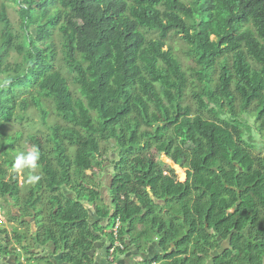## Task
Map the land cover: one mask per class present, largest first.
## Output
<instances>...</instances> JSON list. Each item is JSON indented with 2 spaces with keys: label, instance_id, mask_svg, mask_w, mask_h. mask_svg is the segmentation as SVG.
<instances>
[{
  "label": "trees",
  "instance_id": "1",
  "mask_svg": "<svg viewBox=\"0 0 264 264\" xmlns=\"http://www.w3.org/2000/svg\"><path fill=\"white\" fill-rule=\"evenodd\" d=\"M11 1L17 29L0 1V200L21 229L13 255L51 264L32 253L50 243L63 264H93L118 224L115 254L157 245L143 264H264V160L242 131L251 119L264 135V0ZM30 111L51 124L25 138L39 174L19 186L21 133L6 130ZM108 149L103 200L92 178ZM151 150L188 180L163 175Z\"/></svg>",
  "mask_w": 264,
  "mask_h": 264
},
{
  "label": "rangeland",
  "instance_id": "2",
  "mask_svg": "<svg viewBox=\"0 0 264 264\" xmlns=\"http://www.w3.org/2000/svg\"><path fill=\"white\" fill-rule=\"evenodd\" d=\"M0 1L2 2V0H0ZM3 4L6 7L7 15L10 19L11 24L13 25V27L15 29H17L18 23H19V15L17 12L18 11L17 6H15L11 0H5V2ZM30 31L32 33H34L33 28H30ZM170 43L172 44V46L174 48L175 54L178 56V58L182 62L183 67L186 68L189 65L191 66V62L183 58V51L185 50V46L180 41V39L178 37H176V38L172 39L170 41ZM19 61H20V58L17 57L13 51H10L8 53L7 63L13 64V63H16ZM4 79H5L4 77H2V76L0 77V80H4ZM189 102H191V101H189ZM243 120H245V118H243ZM252 122L253 121L251 119H249L247 121V124L250 126L249 131L242 130L243 134H244L243 139L247 143L252 145L253 155L255 157L260 158L261 160H264V135L258 134L253 129V123ZM50 124H51V122L49 120L47 123V127H44L40 122L39 116L37 114H35L34 111H30L26 114H20V117L17 118V121L12 122L6 131L8 133H13L16 131L21 133V139H20L19 144H18L20 146L18 154L21 152L27 153L29 151H34V150H33V147L25 141V138L28 135H32V134H36V133H40L41 135L45 134L48 131V125H50ZM150 155L153 157L155 163L167 175H169L171 177H175L180 182L184 181L183 178H180V175L182 174V172L177 170V166L174 168L170 165L171 160H169L166 157V154L158 153L155 150H151ZM113 160H114V155H112L111 150L108 149L106 154H104V156L101 159V164H100L101 166L98 167L97 165H99V164H97L93 168L94 178H92V179L94 180V182H97V185H100L99 191L101 194V199H103V200L107 195L108 180L110 179V176H111V174H113V171H114V168L111 166V163ZM16 170L18 173V185L19 186H21L24 183L23 179H24L25 172L29 171V172H33L35 174H39V170L37 168H35V169L24 168V169H16ZM21 188H23V187H21ZM66 194H69V193H66ZM70 198H72V196H70ZM106 202H105V204H106ZM7 209H8L7 206L3 203V201L0 200V216L5 217V219H6L5 214L7 213ZM30 223H33V221L30 220ZM13 225L15 226V224H13ZM103 225H104V223H103ZM106 231L110 232L111 228L110 227L106 228ZM129 249H128L126 254L131 253V251ZM142 250L143 251H141V252H144V250H146V252H147V247H143Z\"/></svg>",
  "mask_w": 264,
  "mask_h": 264
},
{
  "label": "crops",
  "instance_id": "3",
  "mask_svg": "<svg viewBox=\"0 0 264 264\" xmlns=\"http://www.w3.org/2000/svg\"><path fill=\"white\" fill-rule=\"evenodd\" d=\"M8 213V209H7ZM6 213V214H7ZM5 214V216H6ZM90 222L93 224L97 222L94 216H91ZM15 223H8L5 217L0 216V264H25L24 255L14 256L12 251H19L20 247L14 243L13 235L16 232H20L21 229L14 226ZM104 226V225H103ZM31 231L35 232V228L32 226ZM105 240L100 238L94 246V250L89 253L90 257L93 258V264H143L145 262H150L154 259L155 255L159 253L156 244L147 247V252H140L135 247L131 246L128 249L131 251L130 254H114L112 257L107 255L106 248L109 244H104ZM127 249V251H128ZM54 246L50 243L44 247H35L32 253L37 255L36 258H47L51 264H63L61 262V254L54 255Z\"/></svg>",
  "mask_w": 264,
  "mask_h": 264
},
{
  "label": "clouds",
  "instance_id": "4",
  "mask_svg": "<svg viewBox=\"0 0 264 264\" xmlns=\"http://www.w3.org/2000/svg\"><path fill=\"white\" fill-rule=\"evenodd\" d=\"M38 160H39V153L37 151H29L27 153L21 152L15 158L14 167L16 169H24V168L35 169L37 167ZM33 179L35 178L33 177Z\"/></svg>",
  "mask_w": 264,
  "mask_h": 264
},
{
  "label": "flooded vegetation",
  "instance_id": "5",
  "mask_svg": "<svg viewBox=\"0 0 264 264\" xmlns=\"http://www.w3.org/2000/svg\"><path fill=\"white\" fill-rule=\"evenodd\" d=\"M170 162H172V161H170ZM172 163H174L175 166H177V168L180 169V171L182 172V174L185 175V179H184V181L180 182V181H178L175 177H171V176L167 175V174H166V173H165V172L159 167V168L162 170L163 175L173 178V179L175 180L176 183H185V182L188 180V172H189V169H188V168H182V167L180 166L179 163H175V162H172ZM151 199H152L156 204H158L159 206H163V203H162V202H158V203H157L156 200H155L153 197H151ZM205 228L207 229V225L205 226ZM211 233H213V232H211ZM217 239H218V238H217ZM217 243H218V247H215V249H213L212 251H209V252H208V255H209V261H207V262H211L212 259L216 258L220 253L223 252L224 247H225L224 243H223L222 241L217 242Z\"/></svg>",
  "mask_w": 264,
  "mask_h": 264
},
{
  "label": "built area",
  "instance_id": "6",
  "mask_svg": "<svg viewBox=\"0 0 264 264\" xmlns=\"http://www.w3.org/2000/svg\"><path fill=\"white\" fill-rule=\"evenodd\" d=\"M118 224H116L114 230H113V235H114V244L113 245H109V247L107 248V255H109L110 257H112L115 254L116 250H123V246L117 241L116 239V230H117Z\"/></svg>",
  "mask_w": 264,
  "mask_h": 264
},
{
  "label": "water",
  "instance_id": "7",
  "mask_svg": "<svg viewBox=\"0 0 264 264\" xmlns=\"http://www.w3.org/2000/svg\"><path fill=\"white\" fill-rule=\"evenodd\" d=\"M170 165H171L172 167H174V168L176 167L175 164L172 163V162L170 163ZM177 170L180 171L179 168H177ZM87 173L90 174V172H87ZM180 174H181V173H180ZM180 178H183V180H184V179H185V175H184V174H181V175H180Z\"/></svg>",
  "mask_w": 264,
  "mask_h": 264
}]
</instances>
